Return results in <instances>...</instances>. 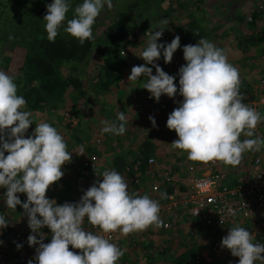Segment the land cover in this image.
Listing matches in <instances>:
<instances>
[{"label": "clouds", "instance_id": "clouds-1", "mask_svg": "<svg viewBox=\"0 0 264 264\" xmlns=\"http://www.w3.org/2000/svg\"><path fill=\"white\" fill-rule=\"evenodd\" d=\"M105 5L112 10L113 0H83L75 7L73 18L68 19L71 8L68 0H54L47 5V14L43 17L47 39L54 43L66 22L64 31L81 45L94 41L93 26ZM159 29L146 33L148 44L139 55L146 63L133 66L128 79L136 81L146 76L148 81L143 88L157 102L162 95L174 98L179 92L183 97L167 119V128L178 136L172 146L186 152L191 161L222 162L232 167L241 163L245 153L264 149V138L256 135L264 116L243 102L240 73L228 61L227 52L205 38L185 45L186 64L179 69L178 88L176 77L156 62L161 55L165 63L173 61L174 53L181 46L180 36H175L170 43H158L165 28ZM9 39L13 37L10 35ZM121 56L125 55L121 53ZM148 65L154 66L156 74ZM26 105V99L18 95L15 78L0 71V188L6 189L7 208L15 211L21 205L27 215L32 230L27 241L29 246L39 245L35 260L30 259L28 264H118L125 250L110 241L112 233L127 236L149 227L167 226L160 218L159 202L148 194L129 192L127 181L116 170L98 173L95 167L96 175L103 180L89 187L79 202L61 205L48 198L47 192L63 177L62 168L71 163L73 152L68 151L67 142L57 128L47 122L35 123L34 132L26 137L34 123L32 113L24 110ZM149 119L157 127L155 118ZM117 120L118 125L102 121L101 131L123 135L128 123L123 111L118 113ZM242 136L247 138L241 139ZM76 153L84 154L82 145ZM18 194H26L27 200L22 201ZM161 198H166V193ZM228 213L235 215L231 208ZM85 218L103 234L86 230ZM220 222L224 224L222 215ZM8 226V220L0 214V229ZM45 226L51 230L48 243L44 242L46 233L42 231ZM253 241L251 232L237 225L222 238L221 247L239 257L238 264L257 261L264 264V244ZM70 246L79 252L70 250ZM21 247L17 244L18 249Z\"/></svg>", "mask_w": 264, "mask_h": 264}, {"label": "rangeland", "instance_id": "rangeland-1", "mask_svg": "<svg viewBox=\"0 0 264 264\" xmlns=\"http://www.w3.org/2000/svg\"><path fill=\"white\" fill-rule=\"evenodd\" d=\"M68 2L71 8L67 13V18L71 19L75 7L82 4L83 0H68ZM189 3L192 4L189 5ZM205 3L204 0H141L137 4L136 0H113L112 10H108L107 5H105L93 26L95 39L92 41L89 62L79 66L78 73L83 79L86 93L84 95L79 94V96L72 95L69 89L62 106L54 108L53 103H51L53 105L50 107L52 111L47 110L48 107L44 110H26V107L24 110L31 112L34 120L28 133H26V137L31 136L34 132L35 123H50L63 135L67 142L68 151L73 152L72 157L77 161L95 155L98 173L104 170H116L126 179L133 171H128L129 169L126 168L124 173L121 165L125 161H131L127 166H132L136 161L134 158L139 156L143 145L148 143L151 148L150 156L155 158V163L154 170L147 168L144 172L141 171L144 188L149 191V186L160 179L161 170L164 171V168H167L172 173L175 184L179 185L171 186L172 190H170L176 191V193L188 190L194 178L200 176L211 165V162L191 161L186 152L172 146V142L178 139V136L174 130L167 128V119L169 114L179 106L177 102L183 101V97L179 95V92L174 98L162 95L160 101L157 102L154 97H151V93L143 88V85L148 81L146 76L142 75L136 81H129L128 78L133 66L146 63L139 57L148 44L149 37L146 33L165 28L163 36L157 42L170 43L175 36L179 35L181 46L174 53L173 61L170 64L165 63L163 55L156 63L165 72L176 77L175 83L179 88V69L186 64L183 47L188 44H196L199 40L197 39L193 43L188 42L189 33L186 30L191 26L199 28L204 25L206 26L205 31L210 32L215 26L211 24L210 12L205 10ZM38 4V0H0V55L4 50L11 55L8 67L0 63V71H4L13 77L21 74L20 67L26 54L25 44L27 45V41L25 38L29 34L28 30L32 28L31 23L36 30H41V33L45 31L46 21L42 19V16L39 15L40 18L36 15ZM121 13L124 15L121 16ZM194 15L201 17L207 15L208 21H203L204 23L196 21ZM20 16L25 17V20L21 19ZM27 17H32L33 21L28 23ZM114 21H123L131 29L130 37L133 42L122 49V53L129 62L128 66L124 68L125 79L123 84L121 83L120 86L112 84L109 91L98 94L91 87L93 86L92 83L97 81L98 71L106 54H102V52L109 48L106 30ZM230 26L228 24L225 28L222 26L214 29L215 32H211L210 35L203 38L227 52L228 61L238 68L240 73L242 81L240 92L244 96L243 102L264 116L263 104L256 102L262 97L259 82L260 77L264 74V50L262 49L264 42L249 43L247 47L245 43L241 42V38H245L246 35L252 36V28L238 29L242 37H238L237 33L235 35L232 32H221L223 29H230ZM10 35L13 39H9ZM12 43L13 45H11ZM148 66L153 67V74H156L154 66ZM67 68V65L63 64L61 69L67 73ZM121 111L125 113L128 119L127 131L123 135L103 133L101 131L104 127L102 121H109L118 125L120 121L117 120V115ZM150 116L155 118L157 127H153L149 119ZM256 132L264 138V122L258 124ZM81 145L84 149L83 155L76 153L80 151ZM259 152L245 153L241 163L236 167L227 166L222 162H217V166L228 173H233V175H244L250 169V159ZM67 165L65 164L62 168L64 175L61 180L47 192L48 198L55 199L57 204L68 202L81 188L87 190L97 180H103L96 173H82L76 166ZM5 192V188H0V214L5 216L9 226L0 229V233L7 239L11 235L27 238L32 234L28 225V217L21 205H18L15 211L7 208L4 199ZM18 195L22 201L27 200L26 194ZM157 196L158 192L150 195V197ZM186 218L181 216L182 223L175 229L164 230L160 227H149L145 231L136 233L130 241L131 243H125V254L118 264H144L148 259V249L155 250L164 244H168L174 249L181 243L180 239L186 236L191 240H196L198 245L204 244L206 241L210 242V239L203 235L190 233L191 226L189 224L191 222L190 220L187 221ZM42 231L46 233V236L51 235V230L47 226ZM37 237L39 238L38 233ZM123 237L125 238L124 235ZM179 249L177 250L180 251ZM215 258L224 261L228 259L224 255Z\"/></svg>", "mask_w": 264, "mask_h": 264}, {"label": "built area", "instance_id": "built-area-1", "mask_svg": "<svg viewBox=\"0 0 264 264\" xmlns=\"http://www.w3.org/2000/svg\"><path fill=\"white\" fill-rule=\"evenodd\" d=\"M262 7L263 5L260 4L259 8ZM248 20L252 21L253 16L249 15ZM259 84L262 97L256 102L264 106V74L260 77ZM154 163L155 158L150 156L148 158L149 169L154 170ZM66 164L76 166L82 173H96L95 155L79 161L72 157L71 163ZM140 164L141 160H136L132 166H126L128 171H133L126 180L128 190L131 193L148 194L149 196L158 192L157 197L151 198L159 202L160 218L167 225L160 228L175 229L182 223L180 217L184 216L187 217V221L191 222L189 224L190 233L203 235L210 239V242L199 244L194 253L195 264H215L214 258L220 255L228 258L225 261L220 260V264H238L239 257L233 256L230 250L221 247L222 238L228 234L230 228L237 225L251 232L254 243L264 244V149L253 157L250 169L243 175L241 184H228L230 178L228 172L218 167L217 162H211V165L200 176L194 178L188 190L182 193L170 190L171 186L178 184H175L172 173L167 168L162 170L160 181L156 180L152 183L147 191L143 186L144 179ZM85 191L86 189L81 188L68 202H79ZM162 193H166V198H161ZM229 208L235 211V215H229ZM221 215L224 224L220 222ZM84 228L94 234H103L100 229L90 225L87 218H85ZM135 234H129L124 238L119 232L112 233L110 241L124 250L125 243H131ZM16 240L13 241L12 235L7 239L0 233V241H2L0 243V264H28L30 259L35 260V250L39 245L29 246L27 239L21 236H17ZM50 241L51 236H46L44 242ZM17 244H21L22 247L18 249ZM70 250L79 252L71 246ZM258 263L259 261L256 262Z\"/></svg>", "mask_w": 264, "mask_h": 264}, {"label": "trees", "instance_id": "trees-1", "mask_svg": "<svg viewBox=\"0 0 264 264\" xmlns=\"http://www.w3.org/2000/svg\"><path fill=\"white\" fill-rule=\"evenodd\" d=\"M136 1L137 4L141 2V0ZM53 2L54 0H38L39 7L36 15L44 17L47 14V5ZM120 15L123 16L124 14L121 13ZM20 17L25 20V17ZM194 18L196 21H204L201 16L194 15ZM213 18L211 24L212 26H215L210 32L205 31L206 26L204 25H201L199 28H194L193 26L189 27L186 30L189 33V36L187 37L188 42L193 43L197 39L208 36L211 32H215L214 29L222 26L225 28L228 25L224 24V21L220 18H215L214 20ZM258 18L259 16L257 14L253 15L252 21L247 18L240 17L238 22H235L229 27L230 29L226 28L221 32H232V34L235 35L237 33V36L239 37L241 36V32H238V29H253V22H256V19ZM31 20L33 21L32 17H27L26 19L28 23H30ZM143 22L145 23V21ZM31 24L32 28L28 30L29 34L27 38H25L27 45L25 44L26 54L22 62L23 64L20 67L21 74L14 77L15 83L18 85V95H22L27 101L26 110H44L48 107L47 110L52 111L50 107L53 105L54 108H58L64 104V97L68 93L69 89V92L72 95L76 94L79 96V94L84 95L86 93V89L83 85V79L78 71L80 65H85L89 62L92 41H85V43L81 45L77 39L64 31V28L67 26V24H64L60 28L59 35L57 36L55 42H49L46 31L41 33V30H36L33 23ZM262 27L261 33L258 35L257 39H253L252 36L249 37L246 35L245 38H241V42L245 43V46L247 47L249 43L257 44L264 42V26L262 25ZM130 33V27L123 21H114L108 26L106 34L107 39L109 40V48L102 52V54H106L102 64L100 65L98 77L96 79L97 81L92 83L93 86L91 87L92 90L98 94L109 91L112 84L119 86L121 83L123 84V80L125 79L124 68L128 66L129 61L127 57L121 56V53L124 47L133 42L130 37ZM11 45H13V43ZM262 49L264 50V47H262ZM0 56V63L3 66L8 67V63H10L11 60L9 52L4 50ZM63 64L68 67L66 69L67 73H64L61 69ZM51 103H53V105ZM256 135L260 137L262 136L257 132ZM245 138L247 137H241V139ZM148 145V143H145L139 156L134 158V160H141L140 169L142 172L150 167L148 166V158L150 156L151 148ZM7 154L8 153L6 152L5 155ZM252 161L253 157L250 159V163ZM130 162L131 161H125L121 165L124 173L126 172V166L129 165ZM228 174L230 177L228 184L238 185L242 183L243 174L233 175V173L230 172ZM170 189L172 190V187ZM26 239L28 241V237ZM180 240L181 243H179V245L174 249H172V246L169 247L168 244H164L155 250L148 249V259L144 264H193L191 260L199 246L197 241L191 240L188 236L184 238L182 237Z\"/></svg>", "mask_w": 264, "mask_h": 264}, {"label": "crops", "instance_id": "crops-1", "mask_svg": "<svg viewBox=\"0 0 264 264\" xmlns=\"http://www.w3.org/2000/svg\"><path fill=\"white\" fill-rule=\"evenodd\" d=\"M204 1L206 2L205 10H209L210 12L209 18L212 19L214 17L213 20L215 18H220L224 21V24L233 25L235 22H238L240 20L239 19L240 17L248 19L249 15L253 16L257 14L259 18L256 19V22H253L254 23L252 25L253 29L251 31H252V38L253 39L258 38V35L261 33V30L263 28L262 25L264 26V0H204ZM190 4L192 3H189V5ZM260 4L263 5L262 8H259ZM207 17H208L207 15L206 16L203 15V17L201 18L204 21L206 20L208 21ZM259 28H260V31H259ZM100 178L103 179L101 176ZM125 180L127 179L125 178ZM12 239L16 240L17 237L12 235ZM191 261L193 264H195L194 257L192 258ZM214 263L220 264L221 261L214 258Z\"/></svg>", "mask_w": 264, "mask_h": 264}]
</instances>
